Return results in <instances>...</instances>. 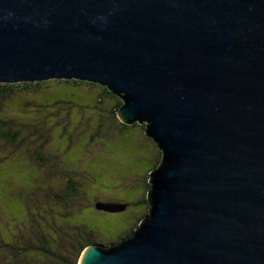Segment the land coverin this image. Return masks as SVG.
I'll return each mask as SVG.
<instances>
[{"label": "water", "instance_id": "obj_1", "mask_svg": "<svg viewBox=\"0 0 264 264\" xmlns=\"http://www.w3.org/2000/svg\"><path fill=\"white\" fill-rule=\"evenodd\" d=\"M50 80L107 88L162 154L146 218L78 264H264V0H0V82Z\"/></svg>", "mask_w": 264, "mask_h": 264}, {"label": "rangeland", "instance_id": "obj_2", "mask_svg": "<svg viewBox=\"0 0 264 264\" xmlns=\"http://www.w3.org/2000/svg\"><path fill=\"white\" fill-rule=\"evenodd\" d=\"M41 88L30 93L12 90L0 97V120L20 126L41 122V130H35L32 139L45 142L42 152L56 157L58 170L81 180L82 199L65 223L84 227L97 245L115 244L146 218L147 177L159 166L156 148L137 127L123 131L111 121L99 127L97 118L105 107L101 91L53 81ZM0 152L15 154L1 141ZM2 157L6 156L0 154V238H10L25 229L27 213L37 215L38 191L51 184L40 177L28 155ZM102 202L123 203L126 208L118 213L95 211L94 205Z\"/></svg>", "mask_w": 264, "mask_h": 264}, {"label": "trees", "instance_id": "obj_3", "mask_svg": "<svg viewBox=\"0 0 264 264\" xmlns=\"http://www.w3.org/2000/svg\"><path fill=\"white\" fill-rule=\"evenodd\" d=\"M51 81L58 84L78 85V87H88L101 91L100 94L105 99V107L99 114L101 116L97 118L99 127L105 125L106 121H111V124H116L123 131L137 127L140 134H143L144 138L156 148L157 165L161 162L162 154L153 140L145 136L144 125L134 123L131 126H127L122 124L116 115L123 104L122 100L108 91L107 88L98 84L80 80H50L16 84L0 82V97L9 94L12 90L29 93L37 92L42 89L41 85ZM110 100L116 102L112 105V103H109ZM3 121L0 120V141L4 148L13 149L15 154L22 153L28 155V159L37 169L40 177L44 179L47 185H51L47 186L44 190L38 191L39 196L37 195V197L39 198H37L36 202L38 208L37 215L26 214L25 229L19 233L15 232L10 235V238H0V264H78L79 257L84 248L89 245H97L93 242L91 234L86 233L84 227H70V225L65 223L71 211L79 205L82 199L79 176L74 173H64L58 170L56 157L42 152L45 142L32 139L35 136L34 131L41 130V122L39 120L35 122L38 124L36 126L9 125ZM27 144L31 146L37 145V147L28 149ZM0 154L6 157L15 155H7L5 152H0ZM53 162L55 163L53 164ZM44 168L47 171H42ZM51 169H54V172H50ZM56 172L58 173L57 177L53 176ZM59 177L60 179H58ZM148 178L149 174L147 177L146 193L149 189ZM144 202L146 209H149L147 200L144 199ZM139 203H142V199H140ZM102 204L111 205V203L103 202ZM113 205H122L126 208V205L123 203H113ZM94 206L95 211L106 213L98 210L96 204ZM51 214L55 215L54 218H50ZM147 215L148 210L145 216ZM141 221L142 218L137 221L135 227L125 237L120 238L117 242L131 236Z\"/></svg>", "mask_w": 264, "mask_h": 264}]
</instances>
